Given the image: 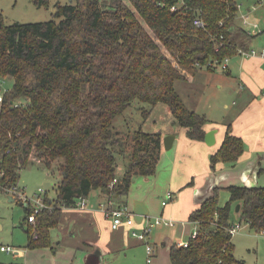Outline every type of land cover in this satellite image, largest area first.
Returning <instances> with one entry per match:
<instances>
[{
  "label": "trees",
  "instance_id": "trees-1",
  "mask_svg": "<svg viewBox=\"0 0 264 264\" xmlns=\"http://www.w3.org/2000/svg\"><path fill=\"white\" fill-rule=\"evenodd\" d=\"M238 12V0H76L60 7V21L6 24L0 14V81L14 80L0 102V191L18 187L32 159L49 169L58 163L62 176L57 199L44 197L47 207L35 222L28 221L33 206L23 203L30 248L56 251L52 230L79 198L100 189L113 200L129 193L135 177L156 174L161 133L142 126L129 131L127 152L128 139L115 123L134 102L142 104L144 119L167 104L190 139L204 140L209 119L185 102L177 85L250 49L257 36L239 24ZM244 151L228 124L212 170L219 163L235 166ZM219 189L190 214L197 236L186 247L171 246L173 264H246L235 256L233 204L241 205L238 212L235 207L241 222L264 232V186L230 185L223 205Z\"/></svg>",
  "mask_w": 264,
  "mask_h": 264
},
{
  "label": "rangeland",
  "instance_id": "rangeland-1",
  "mask_svg": "<svg viewBox=\"0 0 264 264\" xmlns=\"http://www.w3.org/2000/svg\"><path fill=\"white\" fill-rule=\"evenodd\" d=\"M239 12L247 13L249 15V21L251 23H258L260 30L264 29V0H238ZM76 0H47L45 4L38 5L35 0H0V14L5 18L6 24H13L15 22L20 23H37L45 21H60L63 16L60 15V7L70 3H75ZM262 3V4H260ZM256 5V7H254ZM250 11V12H249ZM264 38V35L262 36ZM231 60V59H230ZM230 62V61H229ZM229 64V63H228ZM215 71L220 70L217 73H204L200 76V79L194 84L188 86V83L177 85V90L184 97L187 104L192 107L198 108L199 112H205L213 108L214 103L221 104L223 93L219 96V88L217 87V80L227 75V70H222L219 66L215 65ZM207 70V68H203ZM14 80L12 78H6L3 80L2 92H6L13 87ZM194 86V89L191 87ZM195 92H198L197 94ZM198 98V100L196 99ZM236 98L227 96L225 102L230 105L229 109H234L233 104ZM197 103V104H196ZM165 104V103H163ZM142 104L134 102L132 106L120 117L116 118L115 123L122 130L120 134L127 142V152L131 151L132 138L129 135V131H134L140 126L146 131H153V127L156 125V121L163 119L164 122H169L168 116L160 111L155 117H149L144 119L143 111L141 109ZM147 106V104L143 105ZM220 106V105H219ZM216 111L217 119H224L226 113L221 109L218 110L214 107L212 111ZM159 118V119H158ZM160 121V120H159ZM116 124V125H117ZM118 126L116 129L118 130ZM177 124V128L187 137L186 130L180 128ZM168 152H172L171 150ZM61 162V161H60ZM123 157L119 160L118 173L122 174ZM158 175H152L148 177L138 176L133 179L130 191L127 195H122L113 199L114 201H126L130 205L134 201H143L140 198H135L134 195L140 196L145 194L148 200L153 203V208L150 216L153 218L160 216L164 213V217L174 220L175 225H159L154 227L150 232L149 242L154 248L153 262L150 264H173L169 254V246H164V242H175L179 240H185V236H191L196 230L195 224H189L187 221L182 222L180 219V210L177 209L175 213L169 215V211L173 208L174 202H171L163 210L162 201L165 200L161 191L167 186L166 181H162L164 178L161 173V178L157 179ZM61 172L59 170L58 163H54L53 167L49 169L45 163L41 160L32 159L26 166H24L20 172V178L18 187L22 194L31 200L32 204L39 194L40 188H45V183H50L51 186L46 188L44 197L49 199H57L58 197V184L61 181ZM164 185V186H162ZM160 186V187H158ZM158 187V188H157ZM173 190V189H172ZM166 191V190H165ZM92 197V196H91ZM90 197V198H91ZM219 202L221 205L225 204L229 198V192L226 188H220L218 191ZM12 198V200H11ZM89 198V202L90 201ZM125 201V202H126ZM170 201V200H169ZM109 202V201H108ZM17 199L16 196L9 194L6 190L0 191V262L4 264H87V259L90 257V264H148V251L147 243L145 240H140L138 237L133 236L131 227L123 225L117 235H119L118 248L110 252H103L102 248H99L102 254L95 253V251L89 256L87 249L89 247L83 246L85 250H77L69 257L64 252L65 240L67 236H70V231L67 232V224L65 216H62L61 225L52 230V241L55 247H58L56 241H62L60 249L53 250L51 247L43 248H30L29 233L27 232L29 224L27 222V209L25 203ZM107 203V202H102ZM233 204L232 221L234 225L241 224V229L233 234V242L235 244V256L239 260L245 261L246 264H264V232L253 229L249 224L241 222L238 215L235 212V206ZM164 211V212H163ZM110 227L109 224H105L104 227ZM121 226V225H120ZM135 228L142 232L141 225L135 224ZM111 230V229H110ZM114 237V236H112ZM168 245V243H166ZM11 247L12 252H5L1 248ZM94 250V248H93ZM89 264V263H88Z\"/></svg>",
  "mask_w": 264,
  "mask_h": 264
},
{
  "label": "crops",
  "instance_id": "crops-1",
  "mask_svg": "<svg viewBox=\"0 0 264 264\" xmlns=\"http://www.w3.org/2000/svg\"><path fill=\"white\" fill-rule=\"evenodd\" d=\"M243 15H247V13L240 14L238 12L237 19L239 24L247 31L243 24ZM255 35L257 37L250 42V49L263 48L264 38L262 36L264 35V29L260 30L259 26ZM228 67L225 72L227 75L217 80V87L220 91L216 96L223 93L225 99L227 96L236 98L233 103L235 105L234 109H229L232 107H229L228 102H225V99L222 98L220 106L214 103L212 107H217L218 110L221 109L225 112L224 119H217V109L212 111L213 108H211L202 112L209 119L205 126L206 134L215 130L212 144H208L205 138L204 140H193L188 136H184L180 129L177 128L175 118L167 104L159 103L153 108L149 116L155 117L161 108V113H165L169 120V122H164L163 119L158 118L160 121H156L153 131H148L159 132L162 136V153L155 175H158L157 181L159 177L161 178V173H163L164 178L162 181L167 182V186L161 191V195L165 194L163 195V198L165 197L164 201L167 202L165 204L162 201L163 210L168 204L174 202L169 215L179 209L181 213L180 219L183 220L182 222L187 221L189 224H195L189 221L190 214L199 208L206 197L212 195L216 188H226L230 185L246 186V183L250 182L249 175L254 176L256 186H264V59L239 52L231 57ZM218 71L220 70L210 71L202 69L194 78L187 82L188 86L198 81L204 73L212 74ZM191 89H194V86ZM195 93L197 94L198 92ZM196 99L198 100V98ZM191 108L199 112L197 107L192 106ZM228 124H231L232 133L244 140L245 151L235 166L219 163L216 171H213L210 161L211 156L221 147L227 133ZM170 134L175 135L174 144L170 149L172 152H168L170 150H166L163 145V138ZM45 185H47L45 188L51 186L50 183H45ZM169 194L170 198L167 199ZM134 197L143 200L142 202L146 204L149 210L148 216H150L153 208L152 201L148 200L145 194L134 195ZM89 198L91 202H89ZM112 198L97 189L93 190L87 198L88 206L86 208L63 209L62 216L64 215L67 221V232L70 231V236H67L64 241L66 257H69L77 250H85L83 246L90 248L86 251L89 254L94 252L96 248H102L103 252H110L118 248L120 240L117 231L125 224L114 229L112 227V219L106 216L104 209L100 206L102 202H107L114 207H118L120 201H114ZM124 200L126 201V198ZM125 201L122 200L121 203ZM125 203L127 204L126 206L134 209V202L132 205L128 201ZM160 216L165 215L162 213ZM105 224H109L110 227L103 228ZM195 225L198 228V225ZM127 227L129 228L130 226ZM187 236L189 235L185 236V240ZM183 241L179 240L178 243L166 241L163 244L166 247L169 246L170 254L171 246L173 244L179 246V243ZM61 242L56 241V244H58L57 249L61 248Z\"/></svg>",
  "mask_w": 264,
  "mask_h": 264
},
{
  "label": "built area",
  "instance_id": "built-area-1",
  "mask_svg": "<svg viewBox=\"0 0 264 264\" xmlns=\"http://www.w3.org/2000/svg\"><path fill=\"white\" fill-rule=\"evenodd\" d=\"M177 6H173V10H177ZM242 20H243V24L244 26L247 28V32L251 35H255L256 30H258L259 25L257 23H251L249 21V16L247 15H243L242 16ZM195 24L197 26H203V21L196 19L195 20ZM241 54H247V55H253V56H259L262 57L264 59V47L261 49H256V48H252L249 49L248 51L245 50H240L239 51ZM231 57H226L223 61L221 62H215V65L219 66L222 70H228V63L230 61ZM3 84V81H0V85ZM3 101V92L0 93V102ZM3 176V172H0V178ZM116 182V180H114L111 184V187H113V184ZM6 191L9 194H12L13 196H16L18 200H20L21 202H24L26 205L31 204L33 206L34 211L28 216V221L33 223L35 222L36 219V215L43 210L45 207H47V204L45 203V192H46V188H40L39 190V194L37 195L36 200L34 201V203L32 204L31 200H29L27 197H25L22 192L20 191L19 187H14L12 189H6ZM170 198V194L167 196V199ZM164 203L166 204L167 202L164 201ZM88 206V202H87V198L86 197H81L78 199L76 205L74 206V208H79V209H84ZM101 208L104 209V212L106 214V216L108 218L112 219V227L114 229H117L120 225L122 224H127L128 226H130L132 228V233L133 236L138 237L140 240H145L147 243V251H148V259H147V263L150 264L153 262L152 257L154 256V248L153 246L150 244L149 239L150 237V232L151 230L159 225H169V226H174L175 225V221L168 219L164 216H158V217H150V216H145L143 221L140 223L142 232H139L135 227V224H137L136 220H135V212L134 209L128 207V206H122V207H114L111 203H101L100 204ZM239 229H241V224H236L233 225L230 228V231L232 234H234L235 232H237ZM197 236V230L191 235V237H196ZM189 245V241L188 240H184L183 242L179 243V246H188ZM1 250L5 251V252H12L11 247H5L3 246L1 248Z\"/></svg>",
  "mask_w": 264,
  "mask_h": 264
},
{
  "label": "water",
  "instance_id": "water-1",
  "mask_svg": "<svg viewBox=\"0 0 264 264\" xmlns=\"http://www.w3.org/2000/svg\"><path fill=\"white\" fill-rule=\"evenodd\" d=\"M214 134H215V130H212L210 132H208L205 135V140L208 144H212L214 141ZM174 140H175V135L174 134H170L167 135L163 138V145L164 148L166 150H170L174 144ZM249 181L246 183L247 187H256V180H254V176L253 175H249ZM45 187H47V185H45ZM214 194V193H213ZM212 194V195H213ZM212 195H209L206 197V199L203 201V203L210 198ZM241 205L238 204L236 207V212H238L240 210ZM134 212H135V220L137 223H141L144 219L145 216H147L149 214V210L148 207L146 206V204L142 201H134ZM190 238V236H187L186 240H188ZM95 253L98 254H102L99 248H96Z\"/></svg>",
  "mask_w": 264,
  "mask_h": 264
}]
</instances>
